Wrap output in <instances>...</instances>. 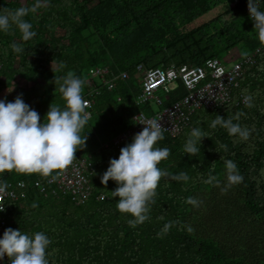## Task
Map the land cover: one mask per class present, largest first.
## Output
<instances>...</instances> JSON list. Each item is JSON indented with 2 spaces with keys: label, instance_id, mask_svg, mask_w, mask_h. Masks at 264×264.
<instances>
[{
  "label": "trees",
  "instance_id": "obj_1",
  "mask_svg": "<svg viewBox=\"0 0 264 264\" xmlns=\"http://www.w3.org/2000/svg\"><path fill=\"white\" fill-rule=\"evenodd\" d=\"M36 2L0 0V14ZM259 9L264 11V0H259ZM24 19L36 33L29 41L21 40L15 26L8 33L0 31V94L7 93L6 102L20 96L43 123L51 103L64 109L58 89L69 71L84 81L82 97L97 89L80 133L87 136L86 143L75 153V158H90L92 193L75 205L70 196L52 193L51 177L0 173L8 184H25L23 197L4 201L7 229L29 236L44 233L50 240L48 264H264V45L253 28L247 0H40L36 12ZM13 42L22 44L24 51L13 52ZM236 48L245 55L258 50L253 64L243 65L235 92L245 95L247 89L254 106L237 104L233 98L195 111L179 134L163 133L154 147L168 148L170 154L158 167L170 176L184 172L189 179L162 177L149 218L131 226L134 217L119 212V198L112 196L117 184L109 180L102 185L101 177L109 161L130 144L113 145L112 139L132 126L136 112L153 113L150 102L136 105L140 68L202 65L213 58L224 64ZM97 68L107 69L112 90L90 80V70ZM123 73L128 78L123 79ZM185 94L178 81L161 96L162 108ZM237 112L245 115L233 123L255 127L248 141L229 136L220 126L210 127L216 116L227 119ZM194 128L208 138L192 156L184 145ZM226 160L236 164L243 180L225 190ZM210 177L216 179L205 183ZM189 197L200 201L199 206L186 203ZM168 222L173 226L163 233Z\"/></svg>",
  "mask_w": 264,
  "mask_h": 264
},
{
  "label": "clouds",
  "instance_id": "obj_2",
  "mask_svg": "<svg viewBox=\"0 0 264 264\" xmlns=\"http://www.w3.org/2000/svg\"><path fill=\"white\" fill-rule=\"evenodd\" d=\"M38 7H40V0H37L31 8L19 7L14 11L5 8L0 14V31L8 33L12 26H15L21 34V40L29 41L35 37L36 33L31 30V23L25 21L24 17L29 12H36ZM247 9L254 22L253 28L258 33L259 42L264 45V11L259 9V0H247ZM11 48L15 53L24 51L22 44L17 42H13ZM256 51L229 65L242 64L237 87L232 91V100L234 98L237 104H242L240 102V96H242L248 108L254 106V96L247 94V89L244 90L245 95L235 92L242 78L243 65L253 64L258 54V50ZM248 58L249 61H247ZM219 61L222 63L221 60ZM60 79L63 82L60 83V80H57V83H60L58 90L62 94L65 107L62 110L58 105L54 106L51 103L43 123L40 122L39 113L30 109L20 96L12 102L0 100V173L39 174L45 178L51 177L54 181L56 176L53 173L59 174L65 170L72 163L77 150L81 149V146L84 147L87 136L82 137L80 133L90 116L85 112L88 101L81 95L84 81L76 77L72 71ZM244 115L243 112H237L227 119L216 116L210 127L215 129L220 126L227 130L229 136L238 137L239 141H248L255 127L250 129L239 123H233L234 120L239 121ZM159 120L152 119L143 123V130L134 136L131 144L120 149L118 159L109 161V167L101 177L102 185H107L109 180L117 184L116 189L111 192L113 197L119 198L116 207L119 212L134 217L129 221L133 227L144 223L149 218L147 214L150 205L156 203L154 197L157 195L156 189L162 177L185 182L189 179L184 172L170 176L166 170L162 171L158 167L160 162L166 160L170 154L168 148L154 147L157 141L164 139L163 132L166 131L161 127ZM204 138H208V133L200 128L192 129L184 145V151L195 156L200 152L197 145H200ZM221 147L226 150V145ZM224 163L226 190L228 187L241 183L243 177L232 160H226ZM215 179L210 177L204 182L212 183ZM8 187L6 181L0 180V200L7 194ZM186 203L198 207L201 202L189 197ZM3 211L4 208H0V212ZM172 226L173 222L164 224L162 232L167 233ZM187 231L192 233L194 229L188 226ZM49 244V238L42 232L29 236L20 230L8 228L0 238V260L7 257L11 264H48L45 255Z\"/></svg>",
  "mask_w": 264,
  "mask_h": 264
},
{
  "label": "built area",
  "instance_id": "obj_3",
  "mask_svg": "<svg viewBox=\"0 0 264 264\" xmlns=\"http://www.w3.org/2000/svg\"><path fill=\"white\" fill-rule=\"evenodd\" d=\"M249 60L248 58L247 61ZM241 65V63H234L232 66L226 67L218 59L213 58L206 60L202 65L156 67L144 70L141 92L137 96L136 105L141 106L150 102L156 107V110L149 115L144 111L136 112L132 117V126L117 134L112 139L113 145L131 144L134 136L143 130L142 124L152 119H160L161 127L166 130L163 133L175 136L179 134L181 127L187 125L189 117L195 111L229 103L232 100V91L237 87L241 76ZM106 74L107 69L101 68L89 72L90 80H93L97 85L106 86L107 90H112V80L106 79ZM121 77L126 79L128 75L123 73ZM178 81L182 83L186 94L178 101L162 108L163 99L161 96L169 94L177 86ZM97 94V89L92 87L89 93L84 95L83 99L88 101L85 112L93 103L92 96ZM240 102L244 104V97L240 96ZM159 107L161 108L159 109ZM89 159V156L74 158L72 163L57 175L52 193L70 196L75 205L86 202L92 193L90 177L93 174V169ZM0 180H2L1 175ZM48 183L51 184L53 181L50 179ZM8 185L7 194L0 200V208H4V211L0 212V238L7 229L5 217L2 215L6 210L4 201L24 196L25 184L23 182L14 185L9 183ZM104 197L105 195H100L99 198L103 199ZM0 264H10V259L5 257L0 260Z\"/></svg>",
  "mask_w": 264,
  "mask_h": 264
},
{
  "label": "rangeland",
  "instance_id": "obj_4",
  "mask_svg": "<svg viewBox=\"0 0 264 264\" xmlns=\"http://www.w3.org/2000/svg\"><path fill=\"white\" fill-rule=\"evenodd\" d=\"M245 57V54L243 52V49L241 48H236L232 51V55L230 57H227L226 60H228V62L224 63L226 66H229L231 63L237 61V60H242ZM220 60V59H219ZM222 61V59H221ZM223 62V61H222ZM144 70L146 69H141L139 70V75H140V80H142V73L144 72ZM5 94H7L6 92H3L0 94V100H4L5 99ZM5 101V100H4ZM6 102V101H5ZM156 110V107L154 105H152V111L154 112Z\"/></svg>",
  "mask_w": 264,
  "mask_h": 264
}]
</instances>
